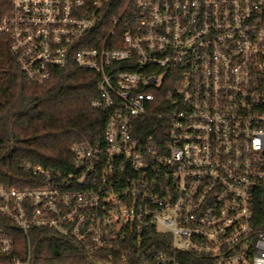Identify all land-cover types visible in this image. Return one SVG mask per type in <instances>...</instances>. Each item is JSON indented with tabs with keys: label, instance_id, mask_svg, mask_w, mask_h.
<instances>
[{
	"label": "built area",
	"instance_id": "obj_1",
	"mask_svg": "<svg viewBox=\"0 0 264 264\" xmlns=\"http://www.w3.org/2000/svg\"><path fill=\"white\" fill-rule=\"evenodd\" d=\"M0 35L29 82L97 73L106 111L67 168L0 185L7 264H67L44 238L80 264H264V0H10Z\"/></svg>",
	"mask_w": 264,
	"mask_h": 264
},
{
	"label": "trees",
	"instance_id": "obj_2",
	"mask_svg": "<svg viewBox=\"0 0 264 264\" xmlns=\"http://www.w3.org/2000/svg\"><path fill=\"white\" fill-rule=\"evenodd\" d=\"M10 0H0V18ZM97 73L73 63L55 69L43 83L26 80L7 37L0 35V185L25 188L38 185L40 177L26 167L67 168L75 141L100 142L106 111L90 106L97 93ZM146 118L144 131H150ZM153 232L157 240L159 233ZM43 260L80 264L81 244L66 238H44L36 247ZM0 257V264H7Z\"/></svg>",
	"mask_w": 264,
	"mask_h": 264
}]
</instances>
